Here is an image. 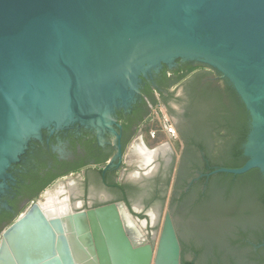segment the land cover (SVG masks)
Masks as SVG:
<instances>
[{"label": "water", "instance_id": "1", "mask_svg": "<svg viewBox=\"0 0 264 264\" xmlns=\"http://www.w3.org/2000/svg\"><path fill=\"white\" fill-rule=\"evenodd\" d=\"M176 59L220 71L251 117L246 164L207 176L264 178V0H0V191L42 127L77 115L101 129L108 109L81 106L98 79L133 92L131 72ZM157 223L148 231L125 203L55 212L32 202L1 232L0 264H181L171 210Z\"/></svg>", "mask_w": 264, "mask_h": 264}, {"label": "flooded vegetation", "instance_id": "2", "mask_svg": "<svg viewBox=\"0 0 264 264\" xmlns=\"http://www.w3.org/2000/svg\"><path fill=\"white\" fill-rule=\"evenodd\" d=\"M187 63L197 68L176 81L178 75L173 72ZM129 81L137 90L131 92L120 80L103 76L97 85L82 93L81 106L85 110L100 105L108 109L109 119L100 122V130L86 118L75 115L67 126L60 129L42 127L36 136L28 139L19 160L6 169L2 179L5 186L0 191V213L3 210L16 212L10 201L16 199L21 175L46 164L47 169L54 168L55 173L66 172L53 184L67 182L69 202L74 209L125 203L135 218L147 220V229L152 231L153 223L159 219L167 202L175 217L179 238L191 245V235H187L183 226L185 216L188 207L199 201L207 190L206 182L200 186L201 178L207 176L202 173L208 162L205 155L211 153L216 131L223 130L219 126L229 120L228 103L208 101L202 90L209 82L220 81L224 87L232 84L217 69L183 59L134 70ZM149 91L159 100L161 95L168 97L166 104L160 105L176 128L178 141L161 144L154 137L155 140L150 142L156 143L152 145L144 140L149 134L146 124L154 107L148 97ZM144 103L149 108L148 116H145ZM133 131L135 135L128 143ZM201 146L206 152L200 149ZM109 165L111 167L104 173ZM75 167L79 168L70 169ZM40 197L29 201L18 196V209ZM206 210L199 208L198 217ZM188 223L193 225V219L190 218ZM197 223H202L200 217ZM214 224L216 232L208 247H203L202 232L194 224V228L197 227L194 242L203 250L205 263L193 253H187V261L195 264H208L209 260L211 264H264V218L227 223L215 220ZM230 240L240 241L239 245L230 246Z\"/></svg>", "mask_w": 264, "mask_h": 264}, {"label": "trees", "instance_id": "3", "mask_svg": "<svg viewBox=\"0 0 264 264\" xmlns=\"http://www.w3.org/2000/svg\"><path fill=\"white\" fill-rule=\"evenodd\" d=\"M197 67L187 63L173 72V75H178L177 80H181L188 73L194 71ZM179 75L180 73H182ZM204 98L208 101H215L216 103L226 102L227 113L229 120L222 127L216 131V136H213L211 153H206L205 159L208 160L205 168L202 170L203 174H209L212 171L220 168L238 169L243 167L248 158L244 156V144L247 142L248 135L251 129V117L246 110L241 98L233 88V86L222 85L220 81L209 82L208 85L202 90ZM148 97L153 106L166 104L168 97L161 95L160 100L153 94L148 92ZM146 113L149 114L147 103H144ZM219 113V112H218ZM219 116V114H218ZM144 119V118H143ZM142 119V120H143ZM224 134L223 137L220 135ZM135 135V131L131 132L128 143ZM202 151L206 152V148L201 146ZM79 167L70 168L76 170ZM68 171H71V170ZM66 172H54V168H48L44 164L38 170H29L21 175L18 185V194L14 201L10 204L15 208L16 212L3 210L0 213V235L3 229L12 223L15 218L22 213L18 209L17 203L19 202L18 196L21 198H28L29 201L36 199L41 195L45 189L53 184L59 177L65 175ZM207 183V190L201 194L200 200L192 203L188 209L189 212L185 216L184 229L187 235H191V245L185 244L181 239L182 259L181 264H195L194 262L187 261L185 256L187 253H193L199 258L201 263L203 261V250L198 248L194 239H196V229L202 232L205 246H210L211 239L216 232L215 220L222 223L227 221L246 219L264 218V178L258 169H252L242 175H232L226 173H218L216 175L205 176L200 180V186ZM207 209L203 215H199L201 224L197 223L198 209ZM176 216V213H175ZM175 218V217H174ZM193 219V225L188 221ZM6 222V223H5ZM5 223V225H3ZM192 224V222H191ZM194 224L195 227L194 228ZM222 226V225H221ZM189 229V230H188ZM238 240H230V246L239 245ZM195 243V244H194ZM206 263L211 264L210 260Z\"/></svg>", "mask_w": 264, "mask_h": 264}, {"label": "rangeland", "instance_id": "4", "mask_svg": "<svg viewBox=\"0 0 264 264\" xmlns=\"http://www.w3.org/2000/svg\"><path fill=\"white\" fill-rule=\"evenodd\" d=\"M164 110V108H163ZM146 128H149V132H156V140L153 139L150 135V133L146 134V137L144 138L145 141H147L148 143L150 144H154L155 141H159L161 144L162 143H169V138L166 136V134L163 132L162 130V124H161V119L160 117H155V116H152V112H151V115L149 116V119L147 121V124H146ZM155 140L154 142H150V141H153ZM156 143V142H155ZM67 186V182L65 181H62V183H58L56 182L55 184L51 185L49 188H47L42 194H41V197L38 199V201L43 204L44 206H50L48 204V199L49 198H53L57 201H63L64 199L68 201L69 197H70V190H68L66 188ZM51 198V199H52ZM52 199V200H53ZM28 207V205L24 206L22 209H21V212H23L26 208ZM168 209V203L166 202L161 214H160V217L158 219V223H157V226H156V229L157 231L160 232L161 230V225H162V222H163V218H164V214H165V211ZM141 220H145V219H142L140 218Z\"/></svg>", "mask_w": 264, "mask_h": 264}, {"label": "built area", "instance_id": "5", "mask_svg": "<svg viewBox=\"0 0 264 264\" xmlns=\"http://www.w3.org/2000/svg\"><path fill=\"white\" fill-rule=\"evenodd\" d=\"M152 116L160 117L161 124H162V130L166 134V136L169 138V142H176L178 141V133L177 130L172 123L170 117L166 113L165 110H163L162 105L154 106L152 107ZM151 137H156V132H149Z\"/></svg>", "mask_w": 264, "mask_h": 264}, {"label": "bare ground", "instance_id": "6", "mask_svg": "<svg viewBox=\"0 0 264 264\" xmlns=\"http://www.w3.org/2000/svg\"><path fill=\"white\" fill-rule=\"evenodd\" d=\"M145 160L147 161V158ZM51 198L48 199V204L50 205L49 207H51L55 210V212L64 211L65 209H71L73 207V205L69 202V199H68V201L65 199L63 201H57L53 198H52L53 199L52 200Z\"/></svg>", "mask_w": 264, "mask_h": 264}]
</instances>
